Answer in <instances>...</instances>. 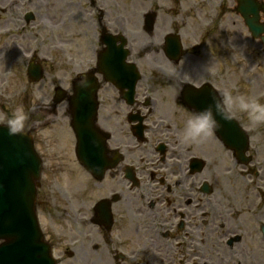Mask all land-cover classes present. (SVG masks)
<instances>
[{"label":"flooded vegetation","instance_id":"1","mask_svg":"<svg viewBox=\"0 0 264 264\" xmlns=\"http://www.w3.org/2000/svg\"><path fill=\"white\" fill-rule=\"evenodd\" d=\"M2 1L3 11L32 3L40 44L64 71L60 95L32 96L25 125L41 158L36 211L56 262L264 264V211L257 216L251 205L235 221L216 187L236 171L233 152L215 128L199 142L181 139L184 119L212 90L237 95L235 47L224 44L237 24L225 15L239 18L236 1ZM140 30L151 41L137 38ZM90 100L103 138L87 167L72 134L55 125L69 126L76 109L90 116L82 111Z\"/></svg>","mask_w":264,"mask_h":264},{"label":"rangeland","instance_id":"2","mask_svg":"<svg viewBox=\"0 0 264 264\" xmlns=\"http://www.w3.org/2000/svg\"><path fill=\"white\" fill-rule=\"evenodd\" d=\"M0 1L3 3L2 0ZM127 2L128 4H132L133 0H127ZM229 4L234 6V0H230ZM30 5H32V3H28L25 8L12 6L6 11L0 9V123L5 121L6 116H11L12 110L17 105L22 104L27 114V107L30 104L31 95L45 93L47 95H53V85L58 83L57 79L64 72L57 66L55 70L51 64L48 66L45 64L46 70L44 68V79L39 83H32L29 81L26 73V65L31 57L27 51L29 48L30 50L36 51L38 54L36 57L39 60H47V58L53 57L55 63L61 62L58 55H56V57L55 55L52 56L44 52L40 42L36 43V40H41L45 35L42 25L38 22L39 19L37 18L36 21H31L28 24L24 21V11L35 10L33 6ZM235 15H237L235 11H231L225 15V18L229 17V20H237V24L233 31V37L227 38L224 41L225 47L227 48L233 43L237 56L236 69H238V75L234 78V90L237 94L252 96L264 103V53L262 52L260 42L252 39L249 35L242 18L240 17L239 19ZM133 25H136V23ZM8 31H10V33L6 34ZM142 33L143 32L140 30L136 37L140 38L145 34V37L148 38L147 40L151 41L150 35L147 33L142 35ZM240 35L243 38L241 41L239 40ZM12 38L16 39L17 44L20 45L19 47H9ZM83 38L84 37H81L82 40ZM225 62H230V58L227 54H225ZM247 81H249L250 84H248ZM256 81H260L263 85L260 94H256L254 90ZM225 83L230 84L231 77L225 76ZM245 120L247 124H249L248 127L252 133L251 150L255 152L254 164L258 166L259 172H243L241 167L238 166L234 173L229 172L224 182L222 180V182L220 181L216 186L218 191L223 188V193L220 195H225L228 198V201L224 199V207L231 212V216L234 217L235 221L240 219L245 220L242 218L245 214L241 212L244 208H248L251 205L257 216L264 211V123L253 124L248 117ZM64 121L66 120L64 119ZM55 127L65 134L71 132V128L68 125H55ZM55 127L53 126L51 128L57 131ZM67 129H69V131ZM68 177L69 176L60 177L56 184H62ZM234 194L235 199L238 201L235 204L233 198L230 196H234ZM214 196L217 197L219 195L215 194ZM259 222L260 218L255 216V225L257 229ZM256 238L258 239L257 234ZM92 264L106 263L98 262Z\"/></svg>","mask_w":264,"mask_h":264},{"label":"water","instance_id":"3","mask_svg":"<svg viewBox=\"0 0 264 264\" xmlns=\"http://www.w3.org/2000/svg\"><path fill=\"white\" fill-rule=\"evenodd\" d=\"M261 8L256 0H240L239 10L253 33L264 32V25L259 23ZM39 69L30 66V75L35 80L42 76ZM34 72L37 73L34 75ZM73 127L82 144V136L89 140L93 134V118L75 117ZM223 129L225 140L230 141L232 147L243 142L229 131L228 126ZM243 150L238 149L239 156ZM39 171L40 164L30 136L25 133L9 135L7 126L0 125V239L5 240L0 244V264H55L47 244L42 241L35 218L34 178Z\"/></svg>","mask_w":264,"mask_h":264},{"label":"clouds","instance_id":"4","mask_svg":"<svg viewBox=\"0 0 264 264\" xmlns=\"http://www.w3.org/2000/svg\"><path fill=\"white\" fill-rule=\"evenodd\" d=\"M82 87L88 86L87 77L85 76L79 82ZM210 100L199 109L186 116L183 124L181 139L188 142H199L209 136L214 128L219 124V120L234 119V107L244 112L253 124L264 123V103L257 98L237 94L235 96L228 92L217 93L215 90L210 92ZM42 103L46 102L43 97L37 96ZM27 114L24 106L17 105L11 116L6 120V126L9 135L17 133H26L25 121Z\"/></svg>","mask_w":264,"mask_h":264},{"label":"bare ground","instance_id":"5","mask_svg":"<svg viewBox=\"0 0 264 264\" xmlns=\"http://www.w3.org/2000/svg\"><path fill=\"white\" fill-rule=\"evenodd\" d=\"M243 38H242V36L240 35L239 36V40L241 41ZM262 89H263V85H262V83L260 82V81H256V83L254 84V90H255V92H256V94H260L261 93V91H262Z\"/></svg>","mask_w":264,"mask_h":264}]
</instances>
